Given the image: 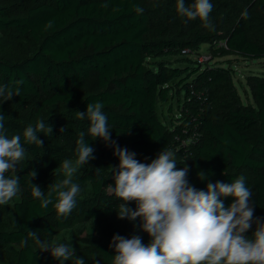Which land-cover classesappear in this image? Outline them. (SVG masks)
<instances>
[{
    "label": "trees",
    "instance_id": "trees-1",
    "mask_svg": "<svg viewBox=\"0 0 264 264\" xmlns=\"http://www.w3.org/2000/svg\"><path fill=\"white\" fill-rule=\"evenodd\" d=\"M20 1L29 4L24 14L0 6V33L16 38H0V53L21 57L14 62L0 58V86L13 92L20 89V95L9 101L0 97V115L8 138L21 135L27 156L12 172L19 177L13 215L9 221H0V248L18 246L6 264H61L50 249L41 251L29 232H36L52 246V234L81 217L103 221L117 214L125 202L109 191L114 179L107 177L115 176L119 165L111 142L119 139L142 163H150L164 148L171 149L179 138V126L172 129L163 123L155 105L164 102L174 86L184 96L182 125L194 132L188 149L181 150L184 161L177 169L187 166L188 180L197 189H205L209 180L231 183L243 176L252 193L254 219L264 222V76L247 77L253 104L243 103L231 67L218 61L199 64L189 57L200 43L222 41L224 47L210 48L212 57L264 59V0H245V6L240 2L237 17L220 34L204 29L170 31L175 21H152L145 0ZM137 7L143 11L137 12ZM18 44H25L20 51ZM169 56H177V62L178 56L185 58V67L174 65ZM96 102L103 104L108 117V143L89 137L87 115L77 117V112H86L87 105ZM52 108L62 109L47 115ZM41 121L45 129L37 137L43 144L26 143L24 129ZM81 132L94 149L95 158L88 163L95 168L84 169L73 180L89 183L91 191L75 198L70 214L58 216L55 194L53 203L42 208L40 199L32 195V184L47 195L50 184L64 179L62 162L69 150L76 152ZM33 171L36 176L31 178ZM199 172L207 179L201 181ZM221 199L226 207L233 202L232 197ZM127 206L135 210L136 202H127ZM141 225L138 217L128 238L139 236L147 245L151 237ZM255 228L253 223L246 235ZM111 243L101 235L91 247L92 263L77 258L85 264H112L115 250Z\"/></svg>",
    "mask_w": 264,
    "mask_h": 264
},
{
    "label": "clouds",
    "instance_id": "clouds-1",
    "mask_svg": "<svg viewBox=\"0 0 264 264\" xmlns=\"http://www.w3.org/2000/svg\"><path fill=\"white\" fill-rule=\"evenodd\" d=\"M213 9L210 0H195L186 6L184 0H177V12L189 20L199 18L205 27H211L209 14ZM137 12L143 9L137 7ZM50 26V25H49ZM20 95V89L0 86V97L4 101ZM100 102L89 103L86 112H77L79 119L87 115L90 120L89 137L110 141L111 132L108 117ZM45 123L29 125L22 135L26 143L41 146L43 141L37 133L44 131ZM63 130V128L61 129ZM50 134L52 129L47 128ZM115 145V142H111ZM78 158L62 162L64 179L48 186L45 195L38 185L32 184V195L40 199L41 207L53 203L58 216H67L76 205V197L81 191L73 182L74 174L89 160L94 159V149L85 140L83 132L76 141ZM26 149L21 143V135L11 138L4 131V116L0 115V205L7 204L19 191V177H7L5 173L16 171V165L24 159ZM114 155L119 158L115 171L114 187L109 191L125 203H121L117 217L135 221L142 220V230L151 237L145 245L139 236L125 238L115 235L110 247L115 255L112 264H264V222L254 219V209L250 205L251 190L243 176L231 183L210 180L205 189H197L188 180L189 168L177 169L175 152L164 148L150 163H142L126 148L115 147ZM112 171V169H111ZM36 173L30 172L34 178ZM201 181L207 179L204 172L197 173ZM222 197H232L227 207ZM136 202L135 210L127 202ZM255 223L251 235H246ZM36 239L41 251L51 250V255L61 264L74 255V249L67 244L49 245L41 241L36 232H29ZM75 264H85L77 258Z\"/></svg>",
    "mask_w": 264,
    "mask_h": 264
},
{
    "label": "rangeland",
    "instance_id": "rangeland-1",
    "mask_svg": "<svg viewBox=\"0 0 264 264\" xmlns=\"http://www.w3.org/2000/svg\"><path fill=\"white\" fill-rule=\"evenodd\" d=\"M184 2L186 6H190L195 2V0H184ZM240 2H242L243 6H245L247 3L245 0H210V3L213 5V9L209 14V22L211 27H205L204 22L199 18L189 20L186 17L181 16L177 12V0H145L144 6L148 11L149 17L152 19V21L154 19L164 23H173L175 21L176 25L170 24V31H177V29L181 31H195L204 29L205 31L212 30L220 34L223 29H226L229 22L237 17V13H239L241 10V5L239 4ZM0 6L9 7L10 10L15 13L24 14L29 4L20 0H0ZM167 16L174 18V20L172 21ZM0 38H7L9 40L16 39L12 33H0ZM221 43L222 41H219L216 44L200 43L193 48L191 51L192 54H190L189 57L195 61L201 55H209L210 59L206 61V63L212 64L218 61L219 63L223 64L224 67H231L233 70L232 81L241 101L243 103L253 104L250 88L247 84V77L250 75L264 76V59L245 61L240 57H235L232 55L212 57L210 48H216ZM24 45L25 44L17 45L19 51L24 48ZM16 51L18 50H15V52ZM181 57L182 56H178V59H180L178 62L177 56H169L167 59H169L174 65L185 67L187 62H182L185 58ZM0 58L9 62H14L21 59V57H12L8 56L7 54L4 55L3 53H0ZM184 74L186 75V73ZM173 82H177V80L174 79ZM177 91L178 90L174 86L170 90L167 99L164 102H156L155 108L159 119L168 127L175 129L176 126H179V138L174 139V143L171 148V150L176 154L175 159L177 166H179L182 161H184V156L181 155V150L186 151L188 149L189 144L194 139V132L185 129L184 125H182L180 118L183 117L181 114V109L184 104V96L182 92L178 93ZM61 109L62 108H52L47 112V115ZM113 141L115 142L114 146L123 148L122 142L119 139H114ZM66 156L67 160H70L73 163L78 158L74 150H69ZM25 159H27L26 155L24 159L17 163V165L23 162ZM94 168L95 167H93L91 164L87 163V165L81 167L74 174V176L80 174L84 169ZM60 171L63 175L62 167L60 168ZM104 172L109 174L107 171ZM5 176L6 178L12 177V171L10 170L9 172L5 173ZM110 177L114 179L113 174H109L107 178ZM63 178H65L64 175ZM73 182L77 183L81 189L76 198L90 194L91 186L89 183H81L74 180ZM17 200L18 197L16 195L7 204L0 205V221H9L10 217L13 215V205ZM133 222L134 221H129L127 218L119 219L117 214L103 221H93L81 217L75 220L71 227L56 230L52 234V240L55 244H67L75 250L74 255L69 260L63 261L62 264H72L77 257H83L89 263H92L94 255L92 253L91 247L94 242L98 240L101 235L102 237L108 238L112 242V238L116 233H119L120 236L128 238ZM15 249H18V246L11 245L10 247H1L0 264H6L8 261V256L11 255Z\"/></svg>",
    "mask_w": 264,
    "mask_h": 264
},
{
    "label": "built area",
    "instance_id": "built-area-1",
    "mask_svg": "<svg viewBox=\"0 0 264 264\" xmlns=\"http://www.w3.org/2000/svg\"><path fill=\"white\" fill-rule=\"evenodd\" d=\"M217 42H213L212 44H216ZM218 45V44H217ZM224 47L223 42L218 45V47ZM217 48V47H216ZM210 59L209 55H201L198 59H196L195 61H197L199 64H206V61H208Z\"/></svg>",
    "mask_w": 264,
    "mask_h": 264
}]
</instances>
